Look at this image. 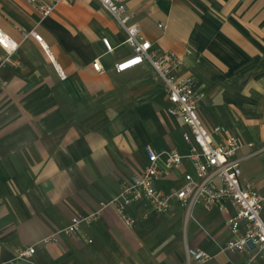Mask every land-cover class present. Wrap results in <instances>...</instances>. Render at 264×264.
Segmentation results:
<instances>
[{
    "label": "crops",
    "instance_id": "0c3cea01",
    "mask_svg": "<svg viewBox=\"0 0 264 264\" xmlns=\"http://www.w3.org/2000/svg\"><path fill=\"white\" fill-rule=\"evenodd\" d=\"M121 1L150 50L179 56L178 74L192 76L195 90L205 93L201 121L225 129L213 141L228 135L240 141L241 178L263 198L264 219V0ZM0 29L18 43L12 53L0 47V264H24L13 260L14 246L36 243L101 202L109 204L97 219L38 245L33 259L188 264L192 248L209 257L196 264H263L252 247L223 250L235 213L229 202L221 210L200 204L187 210L174 201L160 214L137 202L124 210L135 218L131 226L112 204L122 182L147 164L146 145L157 153H185L187 145L184 125L164 109V83L149 62L115 71L133 49L98 0H63L47 17L26 0H0ZM32 30L42 43L24 36ZM187 172L195 174L184 161L162 172L156 185L179 188Z\"/></svg>",
    "mask_w": 264,
    "mask_h": 264
},
{
    "label": "built area",
    "instance_id": "2783aa9c",
    "mask_svg": "<svg viewBox=\"0 0 264 264\" xmlns=\"http://www.w3.org/2000/svg\"><path fill=\"white\" fill-rule=\"evenodd\" d=\"M41 17L51 15L63 0H26ZM102 7L124 28L125 43L133 49V55L115 64V71L122 72L133 66L148 61L164 83L166 92L167 114L178 118L184 125L182 138L187 145L185 153L170 148L157 153L148 145L144 147L147 164L138 176L123 181L112 204L115 205L126 225L135 223V218L127 215L125 208L133 203H146L156 214L165 212L176 201L187 210L191 205L200 204L206 210L223 209L226 202L232 204L235 213L228 217L227 225L231 233L223 245V250L229 253H240L246 247H252L254 257L264 264V219L262 217L263 198L246 179L241 178L240 158L237 153L241 147L240 141L231 135L222 142L213 141L212 134H220L224 127L215 125L212 129L205 127L198 115V106L205 93L195 90L192 76L178 74L182 63L179 56L173 52L156 55L150 50V41L143 39L136 25L129 23V15L121 0H98ZM159 27L161 25L159 24ZM31 35L42 43L41 36L35 31L24 33ZM103 43L108 51L112 46L107 39ZM0 47L12 53L18 43L0 29ZM45 47V46H44ZM95 70L101 72L99 61L92 63ZM63 77L62 71L58 70ZM161 156L163 157L160 164ZM184 161H189L194 168V176L184 173V182L179 188L160 190L156 182L162 172L172 169ZM109 203L101 202L99 207L86 216H73L68 226L53 232L31 245L13 247V260L24 264H40L33 259L38 245L57 242L58 235L63 232L75 235L83 222L90 223L97 219ZM207 253L201 250L187 249V263L196 264L208 259Z\"/></svg>",
    "mask_w": 264,
    "mask_h": 264
},
{
    "label": "rangeland",
    "instance_id": "374dc122",
    "mask_svg": "<svg viewBox=\"0 0 264 264\" xmlns=\"http://www.w3.org/2000/svg\"><path fill=\"white\" fill-rule=\"evenodd\" d=\"M254 161H256V158H252L251 160L247 161L248 163H253ZM243 167V165H242ZM252 171H253V167H252Z\"/></svg>",
    "mask_w": 264,
    "mask_h": 264
}]
</instances>
